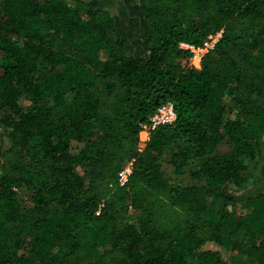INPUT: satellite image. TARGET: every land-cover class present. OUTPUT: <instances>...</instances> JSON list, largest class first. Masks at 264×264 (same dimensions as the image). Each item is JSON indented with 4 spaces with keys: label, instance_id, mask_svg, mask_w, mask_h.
<instances>
[{
    "label": "trees",
    "instance_id": "16d2710c",
    "mask_svg": "<svg viewBox=\"0 0 264 264\" xmlns=\"http://www.w3.org/2000/svg\"><path fill=\"white\" fill-rule=\"evenodd\" d=\"M109 2L0 0V264H264V0ZM220 30L191 69L180 43Z\"/></svg>",
    "mask_w": 264,
    "mask_h": 264
},
{
    "label": "built area",
    "instance_id": "2783aa9c",
    "mask_svg": "<svg viewBox=\"0 0 264 264\" xmlns=\"http://www.w3.org/2000/svg\"><path fill=\"white\" fill-rule=\"evenodd\" d=\"M224 30L209 35L201 45H195L187 42L180 43V48L187 51L189 67L195 70H201L203 60L211 52L223 37ZM177 112L172 102L161 105L157 111L144 123L141 124L139 135V144L137 151L142 152L151 138L152 131L160 126L170 125L176 122ZM135 159L129 160L118 173V181L121 186L128 185L130 177L134 170ZM102 207V206H101Z\"/></svg>",
    "mask_w": 264,
    "mask_h": 264
},
{
    "label": "rangeland",
    "instance_id": "374dc122",
    "mask_svg": "<svg viewBox=\"0 0 264 264\" xmlns=\"http://www.w3.org/2000/svg\"><path fill=\"white\" fill-rule=\"evenodd\" d=\"M1 56V53H0ZM1 73V70H0ZM48 107H51L49 104H47ZM51 109V115H52V120L54 122H56L57 117L59 115V113L61 112V109H57V108H50ZM232 111V108L229 109V112ZM228 151V147L227 146H222L221 148V153L227 152ZM164 171L166 173V176L171 180V182L173 184H181V185H191L193 184L192 179L190 178L189 174L183 176V177H178L173 173V168L168 165L167 163H165L163 165ZM257 179L254 177H251L249 179V181L243 185V186H236V185H230L228 187V192L231 194H235L236 196L240 197V198H244L246 197V193L251 187H253V185H255ZM31 196H32V192L25 190V189H21L18 192V201L23 204V205H27V206H31L32 202H31ZM248 211V206L246 202H242L239 204L238 206V214L239 215H244L246 214Z\"/></svg>",
    "mask_w": 264,
    "mask_h": 264
},
{
    "label": "flooded vegetation",
    "instance_id": "af4514ba",
    "mask_svg": "<svg viewBox=\"0 0 264 264\" xmlns=\"http://www.w3.org/2000/svg\"><path fill=\"white\" fill-rule=\"evenodd\" d=\"M127 1H130L127 3ZM139 0H110L108 3V9L111 10L116 15H121L122 6L126 8L129 18H132L131 14L135 7L138 5ZM4 130L0 127V148L6 149L10 144L9 137L4 135ZM264 189V187H262ZM257 190V185H253L246 193L255 192Z\"/></svg>",
    "mask_w": 264,
    "mask_h": 264
},
{
    "label": "water",
    "instance_id": "95a60500",
    "mask_svg": "<svg viewBox=\"0 0 264 264\" xmlns=\"http://www.w3.org/2000/svg\"><path fill=\"white\" fill-rule=\"evenodd\" d=\"M89 1H102V0H89Z\"/></svg>",
    "mask_w": 264,
    "mask_h": 264
}]
</instances>
